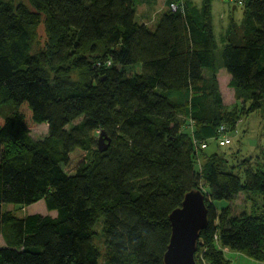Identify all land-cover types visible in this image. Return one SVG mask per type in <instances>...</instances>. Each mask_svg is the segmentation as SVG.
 <instances>
[{
    "label": "trees",
    "instance_id": "16d2710c",
    "mask_svg": "<svg viewBox=\"0 0 264 264\" xmlns=\"http://www.w3.org/2000/svg\"><path fill=\"white\" fill-rule=\"evenodd\" d=\"M233 1L245 10L229 23L219 56L207 2L197 18L189 1L165 0L150 27L136 18L135 0H30L35 9L0 0V264H164L168 215L201 179L210 202L195 260L201 239L210 245L215 235L264 260V218H237L213 203L241 190L264 198V170L247 169L241 182L217 153L196 147L222 123L220 67L230 87L248 92L250 109L264 98V0ZM41 20L48 46L36 53L30 30ZM73 68L86 78H70ZM40 122L48 132L32 139ZM102 130L111 140L100 151ZM41 198L55 215L1 207ZM211 251L207 259L223 264L221 251Z\"/></svg>",
    "mask_w": 264,
    "mask_h": 264
},
{
    "label": "rangeland",
    "instance_id": "374dc122",
    "mask_svg": "<svg viewBox=\"0 0 264 264\" xmlns=\"http://www.w3.org/2000/svg\"><path fill=\"white\" fill-rule=\"evenodd\" d=\"M244 1V0H243ZM15 3H24L28 8L35 9L30 0H14ZM208 3L209 16L212 19L213 31L217 43V54L220 56V49L225 44L226 25L234 21L240 23L245 10L244 4H235L233 0H190L192 12L195 17H202L204 4ZM140 11V10H139ZM31 50L39 52L46 50L48 46V37L45 32L44 22L41 20L36 26L30 30ZM140 64H133L126 69L127 74L139 71ZM224 69V68H223ZM208 73L207 68L204 70ZM221 71L217 74L219 88L222 95L221 118L228 132L231 131V142L224 146H219L214 140L213 132L208 130L206 136L209 142L205 151L209 154L217 153L216 159L219 166L223 170H229L239 175L241 182L245 181L246 170H264V98L261 106L250 109L251 100L248 92L245 90H236L228 85V74ZM70 78L82 81L86 78V71L83 69L73 68ZM4 112L11 111V104L5 102L2 106ZM81 117L74 119L70 124L80 120ZM215 127V126H214ZM213 127V128H214ZM188 130V129H187ZM48 132L47 124L40 122L30 129L32 139L44 137ZM98 138V133L95 135ZM3 143H0V154ZM1 157V156H0ZM201 190L204 193L209 192L208 184H204L201 179ZM200 188V187H199ZM210 200L207 197L206 203ZM217 211L222 207L230 209V213L234 217H240L245 214H257L264 218V198L258 192H249L245 190L239 191L231 200L213 199ZM3 210H11L17 216H24L28 213L47 214L49 210L45 205L44 199H39L31 204H20L15 202H4L1 204ZM102 222V219H99ZM97 221L95 224L94 241L98 245L101 252V261L105 252L104 235L101 223ZM4 230L7 224H4ZM2 241V238H0ZM215 251H221L224 262L223 264H264V260L252 258L245 253L232 249L229 246L222 245L217 235L214 236L212 243L206 244L201 239V244L196 253L198 264H213L207 259V255H211Z\"/></svg>",
    "mask_w": 264,
    "mask_h": 264
},
{
    "label": "water",
    "instance_id": "95a60500",
    "mask_svg": "<svg viewBox=\"0 0 264 264\" xmlns=\"http://www.w3.org/2000/svg\"><path fill=\"white\" fill-rule=\"evenodd\" d=\"M110 140L102 130L97 138L98 149L105 150ZM168 220L171 234L163 255L164 264H197L195 252L199 233L208 223V208L202 190L186 191L180 205L170 211Z\"/></svg>",
    "mask_w": 264,
    "mask_h": 264
},
{
    "label": "crops",
    "instance_id": "0c3cea01",
    "mask_svg": "<svg viewBox=\"0 0 264 264\" xmlns=\"http://www.w3.org/2000/svg\"><path fill=\"white\" fill-rule=\"evenodd\" d=\"M185 1L187 3L190 2V0H185ZM134 8H135V13H136V18L139 21L147 24L148 26L153 27L156 23L158 16L166 9V4H165V0H135ZM232 8H235V6L233 5ZM228 26L229 24L226 25V31L228 29ZM221 71L225 72L223 67H220L218 69L217 74L220 73ZM227 76L229 80V75ZM188 123H189L188 126L192 127V124H190V122ZM205 153L209 154L206 151ZM48 214L55 215L56 211L49 210ZM0 238H2V241H0V245H5L6 240L2 234H0Z\"/></svg>",
    "mask_w": 264,
    "mask_h": 264
},
{
    "label": "built area",
    "instance_id": "2783aa9c",
    "mask_svg": "<svg viewBox=\"0 0 264 264\" xmlns=\"http://www.w3.org/2000/svg\"><path fill=\"white\" fill-rule=\"evenodd\" d=\"M178 4L176 2H172L170 4L171 9H176ZM231 131L228 132L227 127L221 123L217 128V133L213 137L216 143L219 146L227 145L231 142ZM207 140L206 141H196V147L197 149L200 148H206L207 147Z\"/></svg>",
    "mask_w": 264,
    "mask_h": 264
}]
</instances>
